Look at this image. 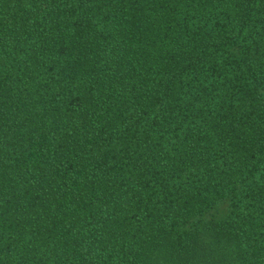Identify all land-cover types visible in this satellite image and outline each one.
I'll return each instance as SVG.
<instances>
[{
  "label": "trees",
  "instance_id": "1",
  "mask_svg": "<svg viewBox=\"0 0 264 264\" xmlns=\"http://www.w3.org/2000/svg\"><path fill=\"white\" fill-rule=\"evenodd\" d=\"M0 264H264V0H0Z\"/></svg>",
  "mask_w": 264,
  "mask_h": 264
}]
</instances>
